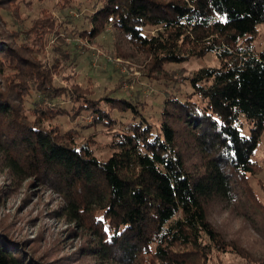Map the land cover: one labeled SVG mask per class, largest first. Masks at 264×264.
<instances>
[{"label": "trees", "instance_id": "obj_1", "mask_svg": "<svg viewBox=\"0 0 264 264\" xmlns=\"http://www.w3.org/2000/svg\"><path fill=\"white\" fill-rule=\"evenodd\" d=\"M33 1L43 0H0V20ZM83 1L77 23L42 9L13 39L0 24L4 167L13 178L33 179L61 196L53 213L87 241L82 250L92 264H208L222 252L250 258L214 227L207 209L232 201L238 190L263 208L248 179L261 169L252 155L264 130V46L257 51L253 41L264 25V0ZM73 2L57 0L54 7L60 12ZM107 28L146 56L151 79L171 76L166 63L208 53L217 63L190 73L183 97L162 98L154 129L142 102L114 97L112 88L97 94L65 75L71 54L60 32L86 45ZM52 36L58 45L47 48ZM121 46L116 54L127 57ZM37 95L53 105H41ZM115 110L129 113V120L113 116ZM84 112L94 128L86 135L53 121H76ZM98 126L107 138L105 157L95 153ZM0 264L39 263L0 241Z\"/></svg>", "mask_w": 264, "mask_h": 264}, {"label": "rangeland", "instance_id": "obj_2", "mask_svg": "<svg viewBox=\"0 0 264 264\" xmlns=\"http://www.w3.org/2000/svg\"><path fill=\"white\" fill-rule=\"evenodd\" d=\"M56 1H33L29 6L22 3L18 13L9 10L3 16V21L0 20L1 27L7 29H2L7 38L13 39L15 32L27 27L32 19L41 14L42 9L52 12L58 20L73 19V23L80 22L81 13L85 8L83 0H74L73 7H65L60 12L54 7ZM146 31L152 33L153 29L146 27ZM60 33L68 46L65 51L71 54V63L66 67L65 75L97 94L112 88L114 91L110 95L114 97H126L142 102L141 112L153 124L154 129L159 128L162 98L168 93L183 97L190 90L186 77L201 66L217 63L213 53L200 58L191 57L181 63H166L165 69L171 76L168 79H151L147 73L149 71L143 67L146 56L133 53L125 44L118 42L117 36L110 28L100 33L93 43L86 45ZM47 42V48L58 45V39L54 36ZM117 44L125 48L127 57L116 54ZM122 46L120 51H124ZM253 46L257 51L264 46V25L258 26V35L253 41ZM53 55H56L55 51L48 56ZM38 57L42 58L41 53ZM57 70L62 72V69ZM36 100L46 107L53 105L39 95ZM63 105L67 106L65 103ZM112 115L123 122L128 121L130 117L129 113H120L117 110L113 111ZM54 120L63 128L75 125L82 135L94 129L88 126L91 117L87 116L86 112L76 121L61 117H55ZM78 123L82 124V127ZM99 129L98 126L97 133ZM242 134L248 135L247 127H243ZM94 139L95 153L105 157L108 154L105 146L107 138L98 133ZM252 160L261 169L257 174L249 176L248 184L260 199L263 208L256 209L249 204L246 195L237 188L238 193L232 201H214L207 209L208 218L214 227L225 239L240 244L250 258L245 259L232 252H222L217 253L208 264H264V189L258 184V180L264 183V130L253 151ZM61 204V196L46 186L38 185L33 179L26 181L13 178L0 160V241L6 247L18 250L39 264H92L90 256L82 250L87 241L76 234H70L69 229L73 227L61 216L53 213Z\"/></svg>", "mask_w": 264, "mask_h": 264}]
</instances>
